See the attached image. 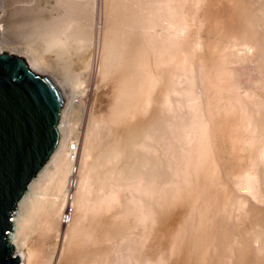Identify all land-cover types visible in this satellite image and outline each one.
Returning a JSON list of instances; mask_svg holds the SVG:
<instances>
[{
  "label": "bare ground",
  "instance_id": "bare-ground-1",
  "mask_svg": "<svg viewBox=\"0 0 264 264\" xmlns=\"http://www.w3.org/2000/svg\"><path fill=\"white\" fill-rule=\"evenodd\" d=\"M222 1H1L0 53L25 54L22 58L35 74L49 72L52 79L62 71L69 74L75 66L70 64L78 59L83 64L75 68L85 67L87 48L94 46L91 38L96 35V51L89 53L91 73L103 91L108 85L112 89L107 108L103 92L94 99L99 87L91 88L93 94L87 88L83 101L71 95L69 105L86 116L77 135L78 162L69 158L74 153L68 152L70 145L59 142L18 202L7 240L20 264H31L33 256L45 263V244L56 236V264L59 258L61 264H264L263 162L260 168L249 159L252 170L240 184L247 196L240 197L226 178L234 168L233 157L221 155L224 148L218 146L225 147L239 132L231 123L242 112L257 126V149L264 152V1L245 0L248 11L238 10L245 19L240 41L218 36L228 50L224 43L227 52L208 60L211 55L205 57L200 47L197 51L205 42L200 35V44L197 34L207 19L222 14ZM249 45L257 58L252 86L238 75L239 68L247 67L244 49ZM44 53L52 54L51 62L43 60ZM205 63L214 70L206 73ZM84 67L71 81L67 78L72 73L64 80L82 77ZM177 127L186 137L194 135L196 155L172 154L173 137L168 142L167 137ZM76 164L73 220L64 226L59 211L67 204L65 187ZM45 182L50 195L37 192ZM175 215L177 220H172ZM25 219L36 221L43 232L30 254L23 251L20 237Z\"/></svg>",
  "mask_w": 264,
  "mask_h": 264
},
{
  "label": "rangeland",
  "instance_id": "rangeland-1",
  "mask_svg": "<svg viewBox=\"0 0 264 264\" xmlns=\"http://www.w3.org/2000/svg\"><path fill=\"white\" fill-rule=\"evenodd\" d=\"M1 1L2 0H0V5H1ZM97 1L98 0H95V4H97ZM226 2H224V0L222 1V4L221 5H219V7L221 8V7H223V11L221 12L222 14H218V15H220V16H216L215 18H217L216 20V23H217V28H216V30H214L213 31V29H212V25H214L215 24V18L213 17H211V18H209V20L207 19V22L205 23V26L202 28V31L200 32L201 34H197V37L198 38H200L201 40H199V42H200V44L202 43L201 41H203V40H205V42L204 43H202V45H204V46H202V45H200V46H198L197 48V51L198 50H202V53L205 55V57H209L210 55V57L208 58V60H210V58L211 57H213V56H220V55H224V52L226 53L227 51L225 50L224 51V49H225V47H226V49H227V43L226 42H222V40H218V39H220V37H218V36H220V35H223V36H225L224 37V41H227V40H229V38H230V40L232 39V38H234L233 40H231V42H233V41H236V42H238V40L240 41V36L243 34L242 32H243V30H240L241 28H242V26L244 25V23H245V19H243V18H241V15H238L239 14V12H238V10H243V12L244 11H248V9H247V6H246V4H244V3H246L245 2V0H244V2H243V0H232L231 2H230V0H225ZM240 1V2H239ZM242 1V2H241ZM262 1H264V0H262ZM7 2H10V0H7ZM100 2H101V0H100ZM239 2V3H238ZM240 3H241V5H242V3L244 4V5H240ZM95 4H93L94 5V9H95ZM239 4V5H238ZM238 6H240L239 8H238ZM246 6V9L244 8ZM241 7H243V8H241ZM241 8V9H240ZM222 9V8H221ZM228 10V11H227ZM226 14V15H225ZM239 16V17H238ZM219 17V18H218ZM234 17V18H233ZM213 21H212V20ZM229 20V21H228ZM243 20H244V23H243ZM242 21V22H241ZM220 22V23H219ZM233 22V23H232ZM241 22V23H240ZM213 23V24H212ZM232 23V24H231ZM239 23H240V25H239ZM211 26V27H210ZM101 27V26H100ZM241 27V28H240ZM222 29V30H221ZM243 29V28H242ZM212 30V31H211ZM238 30V31H237ZM100 33H98V34H101L102 32H101V28H100ZM236 31V33H234ZM93 32V31H92ZM234 33V35L232 36V34ZM204 35H203V34ZM94 34V33H93ZM92 34V35H93ZM96 34V33H95ZM214 34V35H213ZM200 35L202 36V38H203V40H202V38L200 37ZM213 35V36H212ZM91 36V35H90ZM204 36V37H203ZM100 37H101V35H100ZM215 37V38H214ZM227 37V38H226ZM232 37V38H231ZM236 37V38H235ZM214 38V39H213ZM92 44H91V42H90V44L93 46H95V44H96V40H97V37H96V35L95 36H92ZM90 39V40H91ZM94 39V40H93ZM227 39V40H226ZM89 40V41H90ZM229 40V41H230ZM94 41H95V44H93L94 43ZM217 41V42H216ZM222 43H221V42ZM210 43V44H209ZM225 43V44H224ZM208 45V47H206V45ZM223 44H224V46H223ZM92 47V48H94V50L96 51V49H95V47ZM204 47L205 49L203 50V48L202 47ZM212 46V47H211ZM252 46V45H251ZM250 45H249V48H247L248 46H246V48L244 49L245 51L244 52H246V54L248 55V61H247V64H246V68H244V69H241V68H239L238 70L240 71V73L238 72V75H239V78H240V81H242V82H244V83H251V86L253 85V83L252 82H255V77H256V75L253 73V69H254V67L256 66V63H257V58H256V56H254L255 55V49H254V47L252 46L251 47ZM88 47H89V45H88ZM199 47H200V49H199ZM216 47V48H215ZM224 47V48H223ZM91 48V46L89 47V48H87V49H89L88 51H87V53L88 54H86V56H87V58H86V60H87V62L85 63V67H84V74L82 73V77H80V76H78V77H76V80L74 79L72 82H70L71 80V77H72V79H73V77L75 78V76H74V74L73 73H76V72H82L83 70V67H82V71L80 70V68H79V70H78V68H75V66L77 65V63H78V65L80 64V63H82L79 59L78 60H76V61H79V62H76L74 59V61H75V63L74 62H72L70 65H75V66H73V67H71L70 69L71 70H69V72L70 73H72V76H71V74L69 75L67 72H66V74L67 75H69L70 76V78L68 77L67 79H69L68 80V82L69 83H67L66 81H67V79H66V74H64L65 72L64 71H62V72H59V73H57V75L55 76H53L52 77V80L58 85V87L60 86L61 88H60V90L62 91V94H63V97H64V103H63V106H62V109H61V111H60V119H59V122H58V126H59V124H62L63 122V124L62 125H64V129H63V127H61V129H63V130H59L58 129V126H57V129H58V131H59V139H58V143L59 142H61V141H65V143H66V147H67V145L69 146V145H71L72 143L75 145V144H77V146L76 147H78V143H80V138H78L79 136H77V135H79V132L80 131H83L84 130V127H85V122H86V119H85V117H83L82 116V112H81V109L79 108V107H77L76 108V106L75 107H72V106H70L69 105V102H70V100H71V97L73 96V95H75V97H77V98H75L76 100H81V101H83V97H85V95L89 92H92L93 90H91V88L92 89H98V87L100 88L99 90H97V91H95V93L94 92H92V94L94 93V95L93 96H96V98H94V99H99V95L101 94V92H103L102 94H101V96H103V98H107L106 99V101L108 100V101H111L110 100V98H112L111 97V94H110V92L112 91V89L111 88H108L109 87V85L108 86H106V89L107 90H105V88H104V91H103V89H101L102 87L99 85V79L97 78V76L94 74H92L91 73V70H92V60H91V55L89 54L90 53V49H92ZM219 48V49H218ZM217 49V50H216ZM93 49H92V52L94 51ZM97 50H99V48H97ZM206 50V51H205ZM219 50V51H218ZM228 50V49H227ZM220 51L223 53H220ZM213 53V54H211V53ZM242 52V51H241ZM98 53H99V51H98ZM215 53V54H214ZM217 54V55H216ZM14 55H17V56H20V57H24L25 58V54H14ZM44 57H43V60H45V61H50L51 59H52V54H50L49 53V55H48V53L46 54V53H44V55H43ZM90 57V60L88 59ZM253 58V59H252ZM205 59V58H204ZM255 59V60H254ZM72 60V61H73ZM90 61V62H89ZM51 62V61H50ZM204 62H207L206 60L204 61ZM236 63H237V61H236ZM83 64V63H82ZM206 65H205V68H207L206 69V73L208 72V73H210V71L212 72L214 69L213 68H211V65H209L208 66V63H205ZM78 65L76 66V67H78ZM234 65H236V64H234ZM86 66H87V68H86ZM91 66V67H90ZM90 68V71L88 70ZM72 69H74V70H72ZM77 69V71H75ZM87 69V70H86ZM252 69V70H251ZM73 71V72H72ZM86 72V73H85ZM87 72H88V74H87ZM89 72H90V75H89ZM49 72H46V73H40V74H42V75H47V76H51V74H48ZM61 74H64V75H61ZM61 75V76H60ZM86 75H88L87 77L89 78V80H88V78L87 77H85ZM238 75H236L235 77H237ZM63 77L62 79L60 78V77ZM80 77V78H79ZM64 78L66 79V81L64 80ZM87 80H86V79ZM93 78H94V80H95V82H96V84H95V82H94V80H93ZM64 82V85H63V82L61 81V80ZM79 79V80H78ZM81 79V80H80ZM84 79V80H83ZM90 79H92V80H90ZM85 80L87 81V82H90V83H88L87 84V82L86 83H82V81H84L85 82ZM75 81V82H74ZM79 81H81L79 84H78V82ZM60 82V83H59ZM98 82V83H97ZM93 83V84H92ZM100 83H102V82H100ZM72 84V85H71ZM90 84V86H88ZM63 85V86H62ZM95 85H99V86H97V88L95 87L94 88V86ZM103 85V84H102ZM106 85H107V82H106ZM72 87V90H71V87ZM74 86H75V88H74ZM88 88V89H87ZM89 90L88 92H87V90ZM74 90V91H73ZM110 92H109V91ZM73 91V92H72ZM106 91V92H105ZM86 92V93H85ZM98 92L100 93V94H98ZM109 92V93H108ZM76 93V94H75ZM84 93H85V95H84ZM98 95H97V94ZM112 93V92H111ZM96 94V95H95ZM106 94V95H105ZM240 95H241V98L243 97V99L242 100H244V101H249V98L247 97V95L246 94H244V93H242V92H240L239 93ZM72 95V96H71ZM109 95V96H108ZM100 96V97H101ZM104 96H106V97H104ZM80 97H82V98H80ZM97 99V100H98ZM76 100H75V105H78V104H81V101L78 103V102H76ZM106 102L107 104H106V108H107V106H108V103L109 102ZM93 108H94V110H96L97 109V112H94V110H93ZM92 108V111L94 112V114L95 115H98L99 114V109L98 108H96V107H93ZM96 108V109H95ZM87 112H88V109H87ZM247 116V115H246ZM84 118V119H83ZM237 120H235V121H233V123H231L232 124V129H236V131H239V132H237L238 133V135H237V137H235V135L237 134L236 132H234V138H233V136L232 137H230L229 139H228V141H226V145H225V147H224V144L223 145H220V144H222V143H218L217 145L218 146H223V148H224V150L222 151L223 153H220L221 155H230V156H232L233 157V160H234V168L232 169V170H230L229 172H228V174H227V176H226V178H227V182L229 183V185L234 189V190H236V193H237V195L238 196H247V193H246V191L245 190H243V188L242 187H240V184H241V182H242V180H243V178L246 176V173L247 172H249V171H251L252 170V164H251V162H249V159L252 161V163H256V167H260V168H262L263 167V165H264V157L262 156V155H264V152H261L259 149H257V146L259 145V142L257 143L256 141H258V139H257V136H258V133H257V131H258V128L256 129V127H255V125H253V123H251V121L248 119H246L245 118V113H242V112H240L239 113V115H237V118H236ZM66 121V122H65ZM237 121V122H236ZM67 123V124H66ZM80 125V126H79ZM234 125V126H233ZM82 126V127H81ZM236 126V127H235ZM80 128V129H79ZM83 128V129H82ZM178 128V129H177ZM177 128H175V130H174V132L176 133H174L172 136L170 135V136H168L167 138V142H168V140L171 138V137H173V138H171L170 139V142L172 141V145L174 146L173 147V150H175V152H172V151H169L170 153L172 152V154L174 155V154H177V155H179V153H180V155H187L188 157H192L193 155H196V152H195V137H193L194 135H192V134H190L189 136L190 137H186V136H184L183 135V133H182V130H181V128L180 127H177ZM65 129H66V131H65ZM256 129V130H255ZM78 130V131H77ZM256 131V132H255ZM236 133V134H235ZM256 133V134H255ZM76 134V135H75ZM107 135V134H106ZM63 136V137H62ZM109 135H107V137H108ZM253 136H255V137H253ZM77 137V138H76ZM252 137V138H251ZM62 138H63V140H62ZM233 138V139H232ZM257 140H256V139ZM77 139V140H76ZM107 139H109V137L108 138H106V140ZM253 139V140H252ZM181 140V141H180ZM194 141V142H193ZM77 142V143H76ZM58 143H57V146H58ZM175 143V144H174ZM231 143V144H230ZM193 144V145H192ZM229 144V145H228ZM187 145V146H186ZM57 146L55 147V149L57 148ZM259 147V146H258ZM68 148V147H67ZM66 148V149H67ZM175 148H178V149H175ZM230 149V150H227V149ZM54 149V150H55ZM189 149V150H188ZM176 150H177V152H176ZM225 150H226V152H225ZM256 150V151H255ZM54 152V151H53ZM52 152V153H53ZM67 152V151H66ZM165 152V151H164ZM185 152V153H184ZM193 152V153H192ZM192 153V154H191ZM219 154V155H220ZM76 155V154H75ZM251 155H260V156H258V158L257 157H253V156H251ZM78 157V156H77ZM76 157V159H78ZM260 157H262V158H260ZM65 159H66V157H65ZM71 160V159H70ZM192 160V159H191ZM77 162H78V160H76ZM190 161V160H189ZM76 162V163H77ZM262 162H263V165H262ZM64 163H65V161H64ZM66 166H68V164H67V161H66ZM73 164V163H72ZM73 166V165H72ZM78 166V164H76L75 165V167H77ZM43 167V166H42ZM69 167V166H68ZM67 167V168H68ZM254 167V166H253ZM255 167V168H256ZM66 168V169H67ZM68 170V169H67ZM49 175H50V173H49ZM69 177V176H68ZM46 183V184H45ZM44 184H42L41 186H40V188L37 190V192L38 193H45V191H47L48 192V194H49V192L51 193V190H50V188H49V186H48V183L47 182H45ZM45 185H47V187L45 186ZM48 189L49 188V190H47L46 188ZM45 188V189H44ZM41 189V190H40ZM65 189H66V187H65ZM47 192H46V194H47ZM50 195V194H49ZM48 196V195H47ZM253 200V201H252ZM36 201H37V199H34V201H33V203H32V205L34 204V202L36 203ZM251 201L254 203V205L255 206H257V207H260L261 206V204H259V202H258V200L256 201L255 199H252L251 198ZM46 203H47V201H45ZM45 203V204H46ZM34 206V205H33ZM17 207V206H16ZM62 211V212H61ZM15 212H16V208L14 209V214H15ZM59 213L62 215V213H63V207H62V209H60V211H59ZM58 213V214H59ZM13 214V215H14ZM59 214V215H60ZM177 214H180V213H176V215ZM58 215V216H59ZM176 215L173 217V219L172 220H174V218L177 220V217L179 216V215H177V217H176ZM60 217V216H59ZM59 217H58V220H59ZM61 219V218H60ZM32 221L29 223V221H27V219H25V224L23 223V227H22V231H20V237L21 238H23L21 241H22V243L24 244V246H23V244H22V246L24 247H22V249H23V251H25V253L26 254H30L31 252L33 253V251H35L36 250V248L38 247V245H37V243L39 244V242L38 241H40V237L37 239V237H38V234H39V236H40V233L42 232L41 230H42V227H40V225H38V223L36 222V221H34L33 219H31ZM72 220H73V215H72ZM72 220H71V222L70 223H68V224H72ZM34 224V225H33ZM27 225V226H26ZM62 225H63V223H62ZM67 224H64V226H66ZM40 228H39V227ZM25 227V228H24ZM37 228V229H36ZM38 228L40 229V230H38ZM28 229V230H27ZM39 231H40V233H39ZM43 233V232H42ZM22 234V235H21ZM43 239V238H42ZM58 242H59V240H58V238H57V236L56 237H54V238H51L50 239V241H47L46 242V244H45V246H47L48 248H49V257H48V259L45 261V263L44 262H42L41 264H49V263H51V264H56V260H55V256H56V253H57V251L58 250H60V246L58 245ZM106 244H108V243H106ZM51 250V251H50ZM28 252V253H27ZM51 258V259H50ZM35 261H34V260ZM60 260H58L59 261V263H57V264H61V258H59ZM32 261H34V262H32ZM49 261H51V262H49ZM24 261L23 260H21V264L23 263ZM30 262H32L31 264H40V262H38V260L35 258V256H33V258H32V260H30ZM37 262V263H36ZM172 261H170L169 262V264L171 263ZM25 263V262H24ZM171 264H173V262L171 263Z\"/></svg>",
  "mask_w": 264,
  "mask_h": 264
},
{
  "label": "water",
  "instance_id": "water-1",
  "mask_svg": "<svg viewBox=\"0 0 264 264\" xmlns=\"http://www.w3.org/2000/svg\"><path fill=\"white\" fill-rule=\"evenodd\" d=\"M62 91L20 56L0 53V264H20L11 214L57 146Z\"/></svg>",
  "mask_w": 264,
  "mask_h": 264
},
{
  "label": "built area",
  "instance_id": "built-area-1",
  "mask_svg": "<svg viewBox=\"0 0 264 264\" xmlns=\"http://www.w3.org/2000/svg\"><path fill=\"white\" fill-rule=\"evenodd\" d=\"M76 146L77 145H74L73 143L69 146V151L68 152H74V153H70L69 154V158L71 160H75L76 161V155H75V151H76ZM75 165L73 166L72 168V171L70 173V176H69V179H68V182H67V185H66V190H65V200L67 201V204L65 205L64 207V210H63V213L61 215V221L63 224H68L71 222L72 220V215H73V208H72V205L70 204L71 203V200H72V191L74 189V186H75ZM72 174V175H71ZM13 214H14V210L11 214V220L13 218Z\"/></svg>",
  "mask_w": 264,
  "mask_h": 264
}]
</instances>
